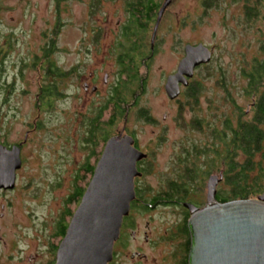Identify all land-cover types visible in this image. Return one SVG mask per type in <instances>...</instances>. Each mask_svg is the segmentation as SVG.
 I'll list each match as a JSON object with an SVG mask.
<instances>
[{
	"label": "rangeland",
	"instance_id": "obj_1",
	"mask_svg": "<svg viewBox=\"0 0 264 264\" xmlns=\"http://www.w3.org/2000/svg\"><path fill=\"white\" fill-rule=\"evenodd\" d=\"M158 1L163 4L165 0ZM203 1H170L156 30L147 71L144 67L139 69V75L146 76L147 88L143 94L138 91L140 100L135 108L130 109L133 102L122 107L123 111L128 109L125 114L119 112L115 117L112 106L116 125L109 130L110 134L132 135L147 154L143 176L136 183L145 201L165 195L170 181L178 182L185 177L176 172L177 157L187 147H196L192 153H197L208 145L213 137L211 131H221L225 117L235 118L234 106L246 111L252 108L251 99L242 93L246 81L240 70L251 59L261 56L258 47L264 32V7L260 18L249 23L245 20L244 3L239 0H211L209 8L204 7ZM57 2L0 0V141L23 142L27 136L24 163L15 179L16 190L0 199L11 206L0 209V235L4 236L0 239V260L12 253L9 264L50 260L52 252L49 253L46 244H55L58 239L52 237L56 222H70L71 214L64 216L65 222L62 215L66 210L73 212L79 205V202L66 204L65 200L73 193V187H85L90 182L79 168L89 153L82 146L88 131L83 118L103 103L101 96L106 97L113 88L119 70L113 44L117 27L125 19L123 0H101L98 12L91 10L92 0ZM154 24L150 26L148 45ZM52 30H57L53 35L56 52L49 59L53 57L52 62L69 75L54 83L59 97L51 105L42 106L38 96L43 90L46 67L43 58L50 48L48 39ZM200 43L209 46L212 60L197 67L188 79L193 85H200L199 108H191L192 102L187 103L182 93L184 85L175 100L164 89L167 77L177 72V65L184 58L185 46ZM103 80H107L106 85ZM83 83L88 84L89 91H85ZM224 87L228 94L224 93ZM143 108L149 111L150 122L140 118ZM109 113H105L103 120ZM196 119L203 125L199 130L193 125ZM101 143H97V151ZM212 175L220 178L222 173L213 170ZM209 178V174L197 178L187 200L204 206ZM216 185V192L226 190L222 180ZM165 205L148 210L135 206L130 210V220L125 219L130 226L124 232L128 245L115 246L117 259L113 264H157L165 255L172 256L170 263L169 260L165 263L179 264L178 258L187 253L188 240L178 231L188 217L180 208ZM147 221L155 231L150 233L149 242L143 238ZM118 243L122 244V240ZM133 251H141L146 257L133 258Z\"/></svg>",
	"mask_w": 264,
	"mask_h": 264
},
{
	"label": "trees",
	"instance_id": "obj_2",
	"mask_svg": "<svg viewBox=\"0 0 264 264\" xmlns=\"http://www.w3.org/2000/svg\"><path fill=\"white\" fill-rule=\"evenodd\" d=\"M61 1L58 0L57 3ZM100 1L92 0V2H89L92 11L98 12L100 10ZM239 1L244 3L245 20L247 19L251 23V21L260 18L264 0ZM203 3L205 8L212 5L211 0H204ZM123 7L125 19L117 27V36L113 44L115 53H118L117 65L119 69L116 83L113 84L112 88V105L117 111H115V117L119 115V112H121L120 115L125 114L122 107L127 106L129 102H134L133 106H135L140 100V94H143L147 88L146 76H140L139 69L144 67L147 71L148 65L146 63L152 60L154 46L148 45L147 38L150 34L151 24L157 22V12L160 11L162 3H159L158 0H123ZM57 27L59 28L58 21ZM56 32L57 30H52L49 35L51 37L48 39L51 40L49 42L51 47L47 50L49 54L55 51L53 44L55 37L53 35ZM259 40L258 52L261 56L251 59L240 70L241 78L246 81L242 93L246 98L251 99V110L246 111L233 105L237 112L235 118L225 117L221 131L218 129L211 131L213 137L208 145L198 149L197 153H192V148L195 149L196 147H187L188 149L184 150L176 160L177 174L185 175V177L178 182L176 180L170 182L171 192L162 195V197L159 196L161 197L160 201H186L192 183L199 177H206L208 174L211 176L213 170H220L223 175L222 184L226 186L224 192H216L215 198L220 202L250 199L251 197H257L264 191V32ZM56 67L57 65H54L53 62L49 63V71L52 72V69H55L60 80L68 77V71L65 72ZM188 82L189 85L183 88L182 93L186 96L187 103L192 102L191 108H199L200 85H197V83L193 85V82ZM54 83H57V81ZM54 83H46L44 87L46 89L39 94L38 101L42 103V106L51 105L59 97L57 85ZM138 91L141 93L139 94ZM224 93L228 94L225 87ZM139 114L145 122H150L151 117L147 109H140ZM115 117L114 121L112 119L113 127L116 123ZM195 121V124H193L195 129H201L203 126L201 122L198 119ZM201 161L203 162L202 165L199 164ZM92 170L93 166L87 175L90 180L94 171ZM81 173L84 174V172ZM84 193L85 187L73 190L65 203L77 204ZM65 213V215H62L63 220L64 216L72 215L71 210H66ZM187 217L189 218L188 215L185 216V218ZM182 225V233L188 240L185 249L189 253L191 239L187 219ZM66 228L67 223L59 229L62 235L66 233Z\"/></svg>",
	"mask_w": 264,
	"mask_h": 264
},
{
	"label": "water",
	"instance_id": "obj_3",
	"mask_svg": "<svg viewBox=\"0 0 264 264\" xmlns=\"http://www.w3.org/2000/svg\"><path fill=\"white\" fill-rule=\"evenodd\" d=\"M170 1L165 0L157 12L151 45ZM211 60L209 46L202 43L186 45L184 58L178 63L177 72L167 77L164 89L166 95L171 100L177 99L181 87L189 85L188 79L193 77L196 68ZM133 143L132 137L123 136L112 138L105 145L84 196L72 212L66 234L56 252L55 264L63 259L61 250L82 255L65 241L68 235V241H72L76 234L74 224L78 220L77 216L91 202L98 205L92 221L95 222L96 234L94 237L87 236L82 243L85 246L91 243L95 264H107L112 260L114 241L121 232L122 220L128 214L131 200L135 197L134 179L140 175L136 170V162L146 155L133 148ZM20 159L18 148L14 147L9 152L0 148V189H13L16 186L15 173L21 168ZM117 171L124 173L118 175ZM222 178L212 175L208 179L207 202L204 206L199 208L190 202L184 205L192 213L188 220L191 239L188 264H264V191L257 199L220 202L215 195L216 184ZM62 263L63 261L59 264Z\"/></svg>",
	"mask_w": 264,
	"mask_h": 264
},
{
	"label": "flooded vegetation",
	"instance_id": "obj_4",
	"mask_svg": "<svg viewBox=\"0 0 264 264\" xmlns=\"http://www.w3.org/2000/svg\"><path fill=\"white\" fill-rule=\"evenodd\" d=\"M49 47H51V46L49 45ZM55 52H56V49H55L54 53ZM52 54H49L47 52H46V54H44L43 60H45V62H46V67L44 69V73L47 76L44 75V79L42 80V85H41V88L43 89L42 91H44L46 89V88L43 87L46 83L50 82L51 84H53L57 80H60L59 75L56 74V70L55 69L54 70L52 69V72H50L49 71V68H48L49 67V63L52 62V61H54L53 57L49 59V55L52 56ZM26 65H27V63H26ZM56 68L59 69L58 66ZM18 72H20V71H18ZM90 76L93 77L92 80L95 79V76L93 75V73H91ZM103 83H104V85H106L107 84V80H103ZM83 85L85 87L84 88L85 91H89L88 84L87 83H83ZM9 86H11V84H9ZM94 87L97 90L99 89V87L96 86V85H94ZM182 89H183V87H182ZM111 90L113 91L112 88H110V90L107 91L106 97H102L101 96V98L104 100L101 105H98L96 107H93L89 111V112H91L90 113L91 116L88 115V117L83 118V124H84V126H86V125L88 126V131H86L85 134H84L85 143L82 144V146H84L85 149H88V152L89 153L87 154V157H85L83 163L81 164V166L79 168H80V170H82L81 172H84L86 175L89 174V171L92 169V166H93V170H95V167L97 166V162H98L100 156H102V154L104 152L103 149H104L105 145L112 138H117V137H121L122 138L123 136L132 137L134 139V143L132 144L133 148H135L136 150H139L142 153L146 154L145 152L142 151V149H140L138 147V144L136 143L137 141H136L135 137H133L132 135H129V134H124L123 135L122 133H119L116 136L115 135L112 136L110 134V131L109 130L110 129H113V125L111 123H112V117L114 115V113L112 111L113 98H112V91ZM94 93L97 95V91L94 92ZM133 103L131 104L130 109L135 108V106H133ZM98 110H99V112H97ZM107 111L110 112L109 113V117H107L106 119L103 120V117H104V115H105V113ZM127 111H128V109L125 111V113ZM87 126H86V129H87ZM26 140H27V136L26 135H25V137L23 139V142L21 141V142H16V143H10V142L4 141V140L2 141L1 140L0 141V148H3V150H5L7 152L11 151L12 148H14V147L18 148L19 154H20V158H21L20 161H21V165H22L24 163V159H25V154H23V148H24L25 143L27 142ZM99 142H102L101 143V148H100L99 151H97V143H99ZM146 156H147V154L145 155V158L144 159L139 160V161L136 162L137 163L136 170H137L138 173H140V175L137 176V177H135V179H134L135 197H134V199L131 200V207H129L128 214L124 217V220H122L121 227H120L121 232L119 233L118 239L116 241H114L115 243H114V246H113V249H112L113 258L107 264H113L114 261H115V259H117V254H114V251L117 252V249L115 248V246L117 244L121 248H125V246L128 245L127 244V241L125 240L126 236H125V233L124 232L126 230V227H129L130 226V223H129V220H130L129 216L130 215L129 214H130V210H132L133 207H135V206L137 207L138 206V207H140V208H142L144 210L145 209L148 210V209L154 208L157 205H164V204H166L165 206H167V205H174L175 207L180 208V210H181L180 212L181 213H184V216L185 215H189V217L192 216V213H190V211L188 210V208H186L184 206L186 202H190L189 200H186V201L185 200H181V201H179V200L178 201H175L174 200L175 202H171V201L170 202L160 201V198L162 197L161 195L154 196V197H150L146 201L143 200V199H141V194L142 193H141L140 189H138L136 183L143 176L142 174L144 173V171H143L142 165L145 164ZM92 159H93V162H92ZM20 169H18V170H20ZM18 170L15 173V179H16V175H19V171ZM221 176H223V175H221ZM170 182H172V181H170ZM169 183H168V187H169ZM16 184H17V181H16ZM74 185H76V181H75ZM86 187L87 186L85 185V189H86ZM76 189L78 190V189H80V187H76L75 186V188L73 187L72 191L73 190H76ZM15 190H14V188L13 189H0V199L6 193L10 194L11 192H14ZM192 191H193V188L190 189V192L189 193H191ZM170 192H171V189L169 187L168 190L165 192V194L170 193ZM159 196H161V197H159ZM190 203H193V202H190ZM193 204L195 206H197V207L200 208V206L196 205L195 203H193ZM9 207L11 208L10 203L8 201H6V203L4 201H0V209H7ZM0 214H2V212ZM126 218L127 219L129 218L128 223H127V221H125ZM188 220H189V218H188ZM188 220H187V222H188ZM64 222H65V219H64ZM149 223H150L149 221L146 222V224H147L146 227L148 229H145L144 232H143V238H145V241H147V240L150 241L152 239V238H150V235H151L150 233L152 231H154V229H152L149 226ZM62 225H64L63 222L62 223H59V224H57V222H56V224H55V227H54V236H52V237H57L58 238L57 241H56V243L55 244H52V245L46 244L47 245V249H50L49 253L51 254V252H52V256H51L50 260H48L47 262H40L39 264H55V262H57L56 252H57V249H59V246H60L59 243H60L61 239L66 234L65 233V234L62 235L61 234V231L59 230ZM67 225H68V222H67ZM182 229H183V225L181 224L180 225V231H178V233L180 235L183 234L182 233ZM135 233H136V231L133 230V232L131 233V237L132 238L135 237ZM2 238H4V236L3 235H0V239H2ZM183 238L186 239L185 236ZM119 240L120 241L122 240V244H119L118 243ZM149 241H147V242H149ZM9 245H10V248H11L12 245L11 244H8V246ZM133 252H135V253H133ZM133 252H131L133 258L135 256L137 258H145L146 257L145 253H143L141 251H133ZM11 257H12V253H9L8 256L6 255V257L4 258L5 260H0V264H9V262L12 261V258ZM171 257L172 256L165 255V256H163L162 262L160 260L157 264H167L165 262L168 261V260H169V263H170ZM188 257H189V253H186V254H184V257L183 258L182 257L181 258H178L179 264H188Z\"/></svg>",
	"mask_w": 264,
	"mask_h": 264
},
{
	"label": "bare ground",
	"instance_id": "obj_5",
	"mask_svg": "<svg viewBox=\"0 0 264 264\" xmlns=\"http://www.w3.org/2000/svg\"><path fill=\"white\" fill-rule=\"evenodd\" d=\"M122 170H124V169L122 168ZM117 173H118V175L119 174L122 175V173H124V172L117 171ZM119 183H121V182H119ZM121 184H118V185L120 186ZM107 196H104V197L106 198ZM85 201H86V199H85ZM90 204L91 205H89V207L84 208V210H82L81 213L77 216L78 220L74 224L75 229H76V234H74L75 236H74V238H72V241H68V238L70 235H68V237L65 241L66 243L71 244L72 248L75 247L80 254L85 255V256L78 255V254H72L69 251L64 252V250H61L60 253H61V257L63 259L60 260V262L63 261L62 264H95L93 261L94 256L92 254L93 249H91V247H92L91 243L86 245V246L83 245L84 243H82L87 236L94 237V235L96 234V231L94 229L95 228V225H94L95 222H92V221L95 219L94 215H95V212H97V210H98V208H97L98 205L95 204V202H91ZM97 219H98V217H97ZM80 256H82V257H80ZM60 262H58V264Z\"/></svg>",
	"mask_w": 264,
	"mask_h": 264
}]
</instances>
